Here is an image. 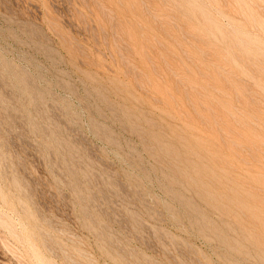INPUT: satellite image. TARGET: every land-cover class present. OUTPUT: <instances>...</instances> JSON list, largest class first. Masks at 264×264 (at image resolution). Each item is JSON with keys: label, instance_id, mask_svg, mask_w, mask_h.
Returning a JSON list of instances; mask_svg holds the SVG:
<instances>
[{"label": "rangeland", "instance_id": "1", "mask_svg": "<svg viewBox=\"0 0 264 264\" xmlns=\"http://www.w3.org/2000/svg\"><path fill=\"white\" fill-rule=\"evenodd\" d=\"M0 264H264V0H0Z\"/></svg>", "mask_w": 264, "mask_h": 264}, {"label": "bare ground", "instance_id": "2", "mask_svg": "<svg viewBox=\"0 0 264 264\" xmlns=\"http://www.w3.org/2000/svg\"><path fill=\"white\" fill-rule=\"evenodd\" d=\"M110 13V12H109ZM173 76V75H172ZM178 76V75H177ZM186 97V96H185ZM188 101V100H187ZM191 107V106H190ZM205 109V108H204ZM228 113V112H227ZM208 127V126H207ZM256 217V216H255ZM255 217H254V219H255Z\"/></svg>", "mask_w": 264, "mask_h": 264}]
</instances>
